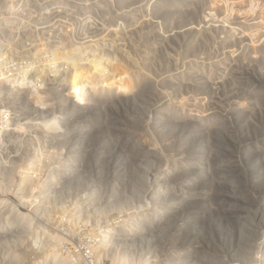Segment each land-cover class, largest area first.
Instances as JSON below:
<instances>
[{"label": "rangeland", "instance_id": "1", "mask_svg": "<svg viewBox=\"0 0 264 264\" xmlns=\"http://www.w3.org/2000/svg\"><path fill=\"white\" fill-rule=\"evenodd\" d=\"M0 264H264V0H0Z\"/></svg>", "mask_w": 264, "mask_h": 264}, {"label": "bare ground", "instance_id": "2", "mask_svg": "<svg viewBox=\"0 0 264 264\" xmlns=\"http://www.w3.org/2000/svg\"><path fill=\"white\" fill-rule=\"evenodd\" d=\"M96 126V125H95ZM34 165V164H33ZM29 166V165H28ZM201 169V168H200ZM28 170H29V168H28ZM39 170V169H38ZM41 171V170H40ZM39 172V171H38Z\"/></svg>", "mask_w": 264, "mask_h": 264}]
</instances>
